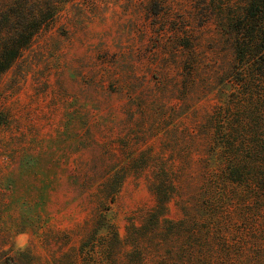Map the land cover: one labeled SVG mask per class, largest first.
Masks as SVG:
<instances>
[{
	"label": "rangeland",
	"instance_id": "rangeland-1",
	"mask_svg": "<svg viewBox=\"0 0 264 264\" xmlns=\"http://www.w3.org/2000/svg\"><path fill=\"white\" fill-rule=\"evenodd\" d=\"M227 2L0 0V48L55 8L0 71V264H264Z\"/></svg>",
	"mask_w": 264,
	"mask_h": 264
},
{
	"label": "trees",
	"instance_id": "trees-1",
	"mask_svg": "<svg viewBox=\"0 0 264 264\" xmlns=\"http://www.w3.org/2000/svg\"><path fill=\"white\" fill-rule=\"evenodd\" d=\"M226 6L228 9L226 25L233 38L234 61L230 67L231 84L244 89L240 92L241 97L251 98L248 103H253L255 100L253 96H257V100L261 101V106L259 105L255 111L259 120L254 126L264 130V0H228ZM17 9L14 13L20 28H17L15 35L10 36L0 48V71L7 67L29 43L31 35L46 20L52 18L55 12L54 7L48 11L39 8L34 12L25 11V6L21 11L19 6ZM11 40L15 41L10 43ZM251 108L252 106L247 113ZM258 132L256 134L252 132L251 135L255 138L253 142L259 143L260 152H263L264 140H258ZM234 143H230L229 146Z\"/></svg>",
	"mask_w": 264,
	"mask_h": 264
}]
</instances>
